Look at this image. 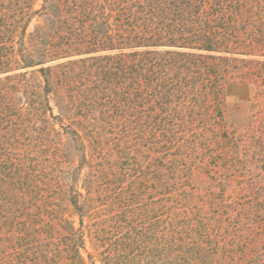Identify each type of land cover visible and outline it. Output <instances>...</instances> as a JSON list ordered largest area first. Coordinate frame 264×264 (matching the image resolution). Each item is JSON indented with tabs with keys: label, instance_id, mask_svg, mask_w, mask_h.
Returning a JSON list of instances; mask_svg holds the SVG:
<instances>
[{
	"label": "trees",
	"instance_id": "trees-1",
	"mask_svg": "<svg viewBox=\"0 0 264 264\" xmlns=\"http://www.w3.org/2000/svg\"><path fill=\"white\" fill-rule=\"evenodd\" d=\"M235 81L264 95V0H0V264H264Z\"/></svg>",
	"mask_w": 264,
	"mask_h": 264
},
{
	"label": "rangeland",
	"instance_id": "rangeland-1",
	"mask_svg": "<svg viewBox=\"0 0 264 264\" xmlns=\"http://www.w3.org/2000/svg\"><path fill=\"white\" fill-rule=\"evenodd\" d=\"M40 2L36 5L39 7ZM35 23V21H34ZM34 23L31 27H33ZM257 86L253 83L235 81L229 83L224 90L225 102L230 108L240 107L243 113H248L251 106L258 100L264 108V95L256 99Z\"/></svg>",
	"mask_w": 264,
	"mask_h": 264
}]
</instances>
